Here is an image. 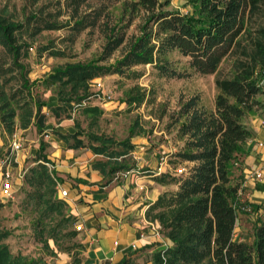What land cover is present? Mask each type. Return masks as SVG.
I'll list each match as a JSON object with an SVG mask.
<instances>
[{"label":"trees","instance_id":"obj_1","mask_svg":"<svg viewBox=\"0 0 264 264\" xmlns=\"http://www.w3.org/2000/svg\"><path fill=\"white\" fill-rule=\"evenodd\" d=\"M89 0H72L76 6L71 10L69 20L71 30L81 32L95 27L99 14L78 13L79 3ZM105 1V0H95ZM112 1V0H106ZM168 1L131 0L127 3L129 13L140 15L137 35L127 46L124 56L113 65L101 63L111 57L123 43L124 36L109 28L102 55L89 63H68L48 72L45 82L57 87V106L48 107L56 118L81 104L91 96V81L106 75H126L132 68L150 66L168 79H181L188 76L173 68L169 60L176 53L186 60L187 68L200 75L214 74L219 64L235 50H240L244 61L238 62L239 73L232 79L216 80L218 94L214 99V110L208 118L194 117L181 126V134L189 135L184 149L175 157L180 161L193 162L189 172L171 177L165 173L154 177L160 185L173 187L161 194L148 207L145 217L159 224V232L169 246L153 255V264H264V219L257 215L253 225V242L238 241L239 215L245 212L257 214L258 207L241 198L243 181L239 170V160L247 155V143L255 133L242 120L255 110L263 108L258 100L264 95V25L255 28L247 38L250 50L242 47L239 38L247 35L248 23L264 16V0H186L190 12L165 10ZM69 21V22H70ZM21 26L0 17V47L12 58V63L21 73V95L30 96L32 84L26 79L24 67L18 63L22 47L17 44L16 33ZM45 28H57L48 23ZM248 36V35H247ZM246 36V37H247ZM48 50V49H43ZM59 56L63 53L56 52ZM23 75V76H22ZM133 92V91H132ZM1 122L9 134L13 133L16 121L20 129H26L32 122L38 132L43 130L45 116L41 113L47 106L33 97L24 99L20 115L7 107L5 96ZM145 94H131L127 103L140 105ZM33 105V106H32ZM84 114L99 115L97 107H84ZM64 116V118L70 119ZM77 128V124H74ZM75 146H83L79 131L70 135ZM98 145H88L96 155L107 161L102 167L114 168L119 158L127 153L110 151V139L93 137ZM121 143H119L120 145ZM123 144V143H122ZM131 149V148H130ZM42 164L31 168V183L39 190L38 202L44 206L43 212L51 210L50 198L56 195V181L52 178L45 157ZM113 166V167H112ZM59 209L67 207L63 199L53 201ZM250 208V211L248 210ZM61 213V212H60ZM62 214V213H61ZM66 227L75 219L63 216ZM49 233L47 240L56 244L55 233ZM75 231H67L64 236L75 238ZM5 233H0V264H48L41 258L29 259L13 255L3 243ZM45 247L49 250L47 242ZM67 251L66 249H62ZM63 251V252H64ZM50 254H55L49 250ZM85 262V261H84ZM74 264H81L74 260Z\"/></svg>","mask_w":264,"mask_h":264},{"label":"rangeland","instance_id":"obj_2","mask_svg":"<svg viewBox=\"0 0 264 264\" xmlns=\"http://www.w3.org/2000/svg\"><path fill=\"white\" fill-rule=\"evenodd\" d=\"M71 1L0 0V17L22 27L16 33L17 44L22 47V56L18 63L24 67V76L32 84L30 96L24 99L33 97L45 103L47 107L57 106V87L45 82L48 72L64 64L89 63L99 59L106 45L109 28H114L124 36L123 43L109 59L101 63L113 65L124 56L128 42L137 35L140 15L128 12L127 3L131 0H89L79 3V14L93 13L94 10L99 14L96 26L86 28L80 33L70 29L72 23L69 17L71 10L76 6V3ZM160 1L169 2L165 10L182 13L191 11V7L186 5V0ZM48 23L57 28L46 29L45 25ZM261 25H264V16L247 24L248 36L242 35L239 38L242 47L250 50L247 38ZM56 52L63 53V56L54 54ZM169 60L174 69L185 72L188 76L168 79L160 76L150 66L134 67L123 76H102L91 81V96L81 107L73 105L72 110L61 114L62 118L69 115L67 117H70L73 126L77 124L75 131H79L86 146L98 145L91 140L93 137L110 139L115 144L108 145V150L127 153L114 165L119 172L128 170L142 173L149 170L153 173L166 172L171 177H178L180 170L182 173L189 172L195 164L180 161L175 157L190 139V134H181V126L196 116H210L218 94L215 81L234 78L239 73L238 62L244 61L240 50H235L221 61L214 74L200 75L187 68L186 60L176 53H171ZM261 84L264 87V81ZM20 85L21 73L13 65L11 56L0 47V140L4 141L2 147L6 150L5 156L10 158L12 155L9 145L12 135L17 131L18 122L16 121L11 134L4 128L1 122L2 97L5 96L7 107L12 108L16 115H20V107L24 101L22 97L25 95H21ZM132 93L145 94L143 103L138 106L129 105L127 101ZM258 100L263 104V108L244 117L242 122L247 127L258 123L264 125V95L259 96ZM88 106L97 107L101 113L84 114L82 109ZM45 107L42 109L49 111ZM13 165L11 162L10 167ZM35 167L37 164L23 169L21 175L25 173L22 187L9 196H5L0 186V233L7 235L3 243L13 255L19 254L29 259L41 258L48 264H74V260L84 264L83 249L76 237L69 239L64 236L67 231L77 232V221L66 227L62 219L68 215L67 207L62 210L53 204V201L60 199L57 193L53 198L48 197L51 210H48V213L43 212L44 206L38 202L39 190L29 180V170ZM6 170L7 165L0 166V172L4 173ZM243 189L241 198L248 201L246 189ZM247 211H250L249 207ZM255 218L252 212L239 215V238L247 243H251L253 238ZM52 231H56L55 245L51 239L47 240ZM46 242L54 256L45 247Z\"/></svg>","mask_w":264,"mask_h":264},{"label":"crops","instance_id":"obj_3","mask_svg":"<svg viewBox=\"0 0 264 264\" xmlns=\"http://www.w3.org/2000/svg\"><path fill=\"white\" fill-rule=\"evenodd\" d=\"M49 111L41 110L45 116L41 132L34 122L26 129L17 127L14 134L20 138L22 149L11 153L12 158L5 156L4 141L0 140V160L3 157L1 162H9L12 193L24 183L23 169L42 164L45 157L51 162L46 167L53 171L56 187L60 185L68 192L64 199L68 215L81 226L76 239L83 249L84 264H153V255L169 243L160 234L159 224L148 221L145 212L161 194L172 190L154 181L166 172H109L110 166L102 167L107 158L94 154L83 141V146H75L70 136L76 132L71 119L56 118ZM249 128L255 137L247 143L248 154L240 158L236 172L242 174L247 202L259 208L255 216L264 219V183L252 179L255 171L264 173V125ZM240 233L239 229L235 237L244 241Z\"/></svg>","mask_w":264,"mask_h":264},{"label":"built area","instance_id":"obj_4","mask_svg":"<svg viewBox=\"0 0 264 264\" xmlns=\"http://www.w3.org/2000/svg\"><path fill=\"white\" fill-rule=\"evenodd\" d=\"M98 87H100V84H98ZM9 148H10V152L11 153H18L21 151L22 149V143H21V140L20 138L17 137V135H12V138H11V141H10V145H9ZM9 162L8 160H3L1 162V165L0 166H3V165H7ZM47 166V164H46ZM1 173V177H0V186H1V190L5 193V196H9L11 193H12V185H11V182H10V173L6 170L4 173L0 172ZM25 173V172H24ZM24 173L23 175H21V177L23 178L24 176ZM182 171L180 170L179 171V174H181ZM252 179L254 181H257V182H261V183H264V173L260 170L258 171H255L253 172L252 174ZM56 191H57V195L59 196L60 199H67L68 197V192L65 188H63L62 186L58 185L56 187ZM76 230L77 231H80L81 230V226L80 225H77L76 226ZM91 264V263H89Z\"/></svg>","mask_w":264,"mask_h":264}]
</instances>
